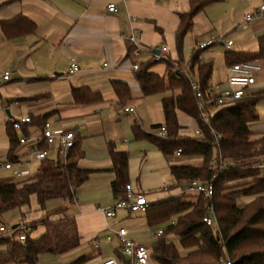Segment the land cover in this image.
I'll list each match as a JSON object with an SVG mask.
<instances>
[{"label":"crops","instance_id":"0c3cea01","mask_svg":"<svg viewBox=\"0 0 264 264\" xmlns=\"http://www.w3.org/2000/svg\"><path fill=\"white\" fill-rule=\"evenodd\" d=\"M190 1L0 0L2 128L6 129L11 120L26 116L30 122L22 125L25 131L16 132L18 140L22 136L38 137L43 118L61 132L72 131L81 153L77 166L89 172L87 180L76 188L71 203L63 198H52L45 201L44 210H39L35 197L31 196L28 206L2 215L7 221H17L16 224L5 225L0 219V226L19 228L26 225V236L31 239H37L44 233V224H32V221L46 212L49 220L66 219L75 223L78 245L61 254L40 255L38 264H69L81 258L86 264H97L108 258H116L121 264H131L120 253L115 233L120 227L127 230L130 239L149 249L156 242L158 237L152 232L163 226L149 227L144 213L117 210L113 216L106 217L100 210L117 199L111 187L115 174L109 154L110 143L115 150L128 152V184L144 194L150 204L182 195L187 182L178 183L171 175L170 167L185 164L201 166V158L164 155L149 139L135 138L132 127L136 123L144 133L153 134L157 128L153 125H164V115L161 96L160 99L144 96L140 91L134 76L137 69H133V64L151 63L149 50L157 51L166 46L167 51L163 55L167 61H160L164 63L162 72L155 69L158 62L149 68L150 72L163 76L167 64L188 65L191 55L199 52L200 62L212 64L208 83L222 82L230 65L226 61V53L258 52V38H264V15H254L250 21H246L245 16L256 10L264 0H223L207 4L194 17L192 28L185 34L179 51L175 33L180 22L179 15L190 10ZM109 3L116 5V12L107 11ZM17 16L34 23L35 29L31 33H22L25 28L23 23H16L9 30L12 37H7L1 23ZM132 30L138 31L136 41L145 48L138 55L132 53L133 46L128 41ZM207 35L227 37L233 45L227 49L222 44H214L196 50V44ZM254 61L261 64L262 70L255 73V83L249 94L256 91L264 94V59ZM72 63L78 65L75 73H70ZM4 72L9 73L7 80L2 79ZM114 83L128 86L132 98L125 105L118 103ZM80 88L98 93L102 101H76L72 90ZM124 107H133L134 111L124 113ZM145 107L147 114L156 117L155 121L145 115ZM256 113L258 118L248 125L249 131L264 135V96L256 105ZM177 119L181 126L179 133L191 136L188 122H191L192 128L196 122L180 111L177 112ZM31 143H19L15 151L22 179L34 176L40 163L38 159L24 163L28 159ZM8 150L9 140L1 141L0 161H9ZM46 150L49 159L59 156L57 146L47 147ZM35 162L36 170H29ZM0 177L7 175L0 172ZM23 210L26 212L24 218L21 216ZM168 239L176 245L180 254L187 252L180 247L176 236H168ZM0 250L3 252L6 247ZM146 264L156 263L150 259Z\"/></svg>","mask_w":264,"mask_h":264},{"label":"trees","instance_id":"16d2710c","mask_svg":"<svg viewBox=\"0 0 264 264\" xmlns=\"http://www.w3.org/2000/svg\"><path fill=\"white\" fill-rule=\"evenodd\" d=\"M221 1L223 0L190 1V10L179 15L180 22L175 33L179 51L185 34L192 28L196 14L207 4ZM16 23H23L25 28L22 33H31L35 29L34 23L23 16H17L1 23L2 31L7 37H12L9 30ZM225 58L228 64L264 59V38H258L257 53H226ZM152 64L140 63L134 76L144 96L161 94L167 136L159 138L154 134H146L137 123L132 127L134 136L136 139H149L164 155H174L180 149V155L186 158H201V166L175 165L170 167V173L178 183L213 181L214 191L210 200L202 195L189 196L185 193L149 205L144 212L148 226H163V233L151 247L149 258L156 264H221V259H229L231 264H264V175L251 167L255 147L260 145L261 153H264V135L253 134L248 128L258 118L256 105L264 94L252 92L220 108L211 116L210 125L221 134L218 145L214 146L208 127L199 120L196 99L188 80L176 77L171 64H167L163 76L150 72ZM188 65L190 73L198 79L204 90L209 85L211 62H200L199 52H194ZM113 90L120 105H125L132 98L124 83H114ZM72 94L78 102L102 101L98 93H92L88 89H73ZM178 111L196 122L203 134L201 138L179 133L181 126L177 119ZM45 121V118L40 120L42 126ZM158 126L160 124L153 125V128ZM6 131L9 140L7 157L9 161L15 162L19 140L11 123ZM22 131L25 129L22 128ZM39 148L46 149L47 146L41 144ZM109 148L112 171L115 174L112 192L115 198H123L126 195L125 186L129 183V155L126 151L115 150L111 143ZM216 155L229 159L231 168L217 174L210 167V162ZM80 156L76 143L66 157L41 159L37 173L32 177L18 181H13L8 176L0 177V217L12 209L28 206L31 196L35 197L39 210H44L45 201L52 198L73 202L76 188L89 175L88 171L77 166ZM209 204L213 206L216 227L207 226L202 221ZM25 213L23 210L22 218ZM48 217L46 212L32 221V224H44L45 231L37 239L26 236L23 244L13 240L16 233L6 235L2 232L0 246H5L6 250L0 252V264L19 261L36 264L40 255L61 254L78 245L77 229L73 221L49 220ZM171 235L176 236L180 247L187 250L185 254H180L176 245L168 239ZM83 261L81 258L70 264H81Z\"/></svg>","mask_w":264,"mask_h":264},{"label":"built area","instance_id":"2783aa9c","mask_svg":"<svg viewBox=\"0 0 264 264\" xmlns=\"http://www.w3.org/2000/svg\"><path fill=\"white\" fill-rule=\"evenodd\" d=\"M108 12H116L117 7L114 3H109L106 6ZM254 15H264V3L261 4L256 10L245 16L246 21H250ZM138 31L132 30L128 36V41L133 46L132 53L138 55L145 48L136 41V35ZM214 44H222L227 49L231 48L233 41L227 37H217L215 35H207L196 44V50H203L211 47ZM167 51L166 46H161L156 50H149L150 62L167 61V58L163 55ZM139 64H133V69H137ZM172 65V64H171ZM262 70V66L257 61H240L235 62L227 66L226 78L222 82H216L209 84L204 90L201 89L199 81L195 78L189 69V65L179 66L172 65V71L176 77L185 78L188 80L191 90L194 92L196 99V105L198 109L199 120L205 124L211 135L213 136V145L217 146L221 139V134L218 133L211 125L210 118L220 108L228 106L238 99H241L249 94V89L255 83V73ZM78 71V65L71 64L70 73ZM9 77L8 72H4L2 75L3 80H7ZM134 111L133 107H124L122 112L131 113ZM29 117H21L20 119L11 120L12 128L19 132L22 130V125L29 123ZM153 134L159 138H165L167 136V128L165 125H160L154 129ZM202 131L196 124L193 129L191 137L201 138ZM31 141L32 145L28 149V159L24 161L25 164L30 163L32 159H44L47 158V150L40 149L41 144H45L47 147L57 146L59 149V156L66 157L68 151L76 144L75 135L72 131L61 132L54 128L50 121H45L41 134L38 137L29 136L28 138L20 137L19 143L24 144ZM255 156L252 160L251 167L259 170L261 175H264V153H261L260 145H257L254 149ZM174 155L180 156V149L175 151ZM232 163L229 159L216 155L210 162V167L216 171L217 174L223 173L231 168ZM0 172L5 173L13 181L22 180V172L20 170V164L9 161H0ZM126 195L123 198L116 199L110 206L106 208H100L106 217H111L117 210H126L133 213H144L149 207L150 203L146 196L142 193L135 191L132 185L127 184L125 186ZM214 191L213 181L203 182L197 181L193 183H187L181 194L190 193L195 195H202L208 200L212 198ZM202 221L207 226L216 227V221L213 217L212 204L207 205V214L203 216ZM17 234V239L20 243H24L26 240V233L28 226L22 225L15 229L11 226H0V232L10 235L12 233ZM120 253L123 257L129 259L131 264H146L149 262L150 249L142 244H139L127 236V230L124 227H120L115 231ZM163 233L162 228L152 232V235L159 237ZM109 240L110 237L107 236ZM98 244L97 241L95 243ZM221 264H231L229 259H221ZM38 264V263H36ZM97 264H121L116 258H108L99 261Z\"/></svg>","mask_w":264,"mask_h":264},{"label":"rangeland","instance_id":"374dc122","mask_svg":"<svg viewBox=\"0 0 264 264\" xmlns=\"http://www.w3.org/2000/svg\"><path fill=\"white\" fill-rule=\"evenodd\" d=\"M163 67H164V63L163 62H158L156 64V66H155V69H157L159 72H162ZM159 96H161V95H159V94H153V95H151V97L160 99ZM154 98H151V99H154ZM144 111H145V115L148 116V119L149 120L150 119H152L153 121L156 120V117L153 114H151V115L147 114V107L144 108ZM3 119L4 118H3V114H2V116L0 117V142L3 141V140H7L8 139V135H7L6 129L2 128V125L3 124L1 123L2 122L1 120H3ZM188 123L189 124L187 126L191 129L192 132L191 131L190 132L193 133V129L194 128H192L191 122H188ZM36 168H37V163L36 162L34 164L32 163L31 166H29V170H32V169L33 170H36ZM187 195H189V196H192L193 195L194 196V194H190V193H187ZM240 202H242V200H240ZM0 219H1V223H4L5 225L16 224L15 222L17 221V220L16 221H12V220L11 221H7V219L5 218V216H2V218H0ZM17 233H18V231H17ZM0 235H1V233H0ZM13 240L14 241H17L18 240L17 239V235L13 237ZM3 247L4 246H0V249L3 248ZM2 251H4V250H2ZM0 252H1V250H0ZM81 264H86V262L83 261Z\"/></svg>","mask_w":264,"mask_h":264}]
</instances>
